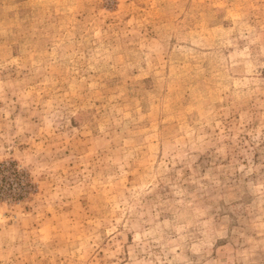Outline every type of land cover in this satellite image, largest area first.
Masks as SVG:
<instances>
[{
	"label": "rangeland",
	"instance_id": "1",
	"mask_svg": "<svg viewBox=\"0 0 264 264\" xmlns=\"http://www.w3.org/2000/svg\"><path fill=\"white\" fill-rule=\"evenodd\" d=\"M0 264H264V0H0Z\"/></svg>",
	"mask_w": 264,
	"mask_h": 264
}]
</instances>
